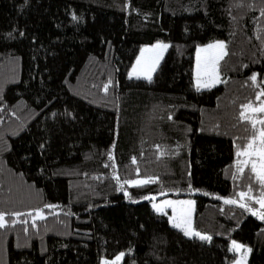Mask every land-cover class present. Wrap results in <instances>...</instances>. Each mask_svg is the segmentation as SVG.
Masks as SVG:
<instances>
[{
    "label": "trees",
    "instance_id": "16d2710c",
    "mask_svg": "<svg viewBox=\"0 0 264 264\" xmlns=\"http://www.w3.org/2000/svg\"><path fill=\"white\" fill-rule=\"evenodd\" d=\"M218 40L221 82L198 89L196 48ZM156 42L153 76L128 77ZM261 94L264 0H0V264H230L231 240L264 264V208L240 207L264 186L237 167ZM188 196L209 241L150 204Z\"/></svg>",
    "mask_w": 264,
    "mask_h": 264
},
{
    "label": "rangeland",
    "instance_id": "374dc122",
    "mask_svg": "<svg viewBox=\"0 0 264 264\" xmlns=\"http://www.w3.org/2000/svg\"><path fill=\"white\" fill-rule=\"evenodd\" d=\"M216 42H223V44H224L223 52L225 53V42L222 40L214 41L212 43H209V44H206L203 46H199L196 48L195 66H194V83L198 89L211 88V87H213V86H215L221 82V78H220V75L218 73V62L220 61V59L218 60V62H216V65H215L216 71H215V74L211 78L207 74V70L205 68V62L214 59L219 54V52L221 51L218 48H211V49L207 48L208 45L216 44ZM157 44L165 45L166 43L156 42L154 44L141 47V50H140L136 60L134 61L132 67L130 68V70L128 72V77L149 79L143 70L148 68V67H151L152 65H154V67L156 69V67L160 63L165 51L168 48V47L167 48H155L154 46ZM166 45H168V44H166ZM198 49L200 51H198ZM138 58H139V63H138ZM198 61H199V84L197 82ZM209 67H210V65H209ZM134 68L136 69V74H132ZM154 71H151V73H150L151 77L153 76ZM261 107H264V101L260 105H258L257 107H250L247 110V113L250 115L252 120L257 121L258 124H259V121H261V120H259L256 117V115L258 113H261V112L260 111H253V110L259 109ZM262 113H263L262 118H264V112H262ZM258 133H259V130H258ZM260 147L261 146H260V142H259V138H258V134H257V139L255 140L253 148L251 149V151L258 152L260 150ZM243 160L255 161L257 163V167L259 170L260 158L258 155H253L251 157L241 156V161H243ZM248 164L251 165V163H248ZM145 181H147V180L143 179V178H137V179L130 181L128 183V185H140V184L145 183ZM240 199L242 200L244 198L240 197ZM262 199H264V194L257 201L262 200ZM150 204H151L152 208L157 213L165 214L169 220V223L173 227H175L174 223L182 224V227H175V228L180 229L181 231H183L184 234H185L184 229L187 228L188 225L190 224V230L193 233H200L201 235L208 236L211 239V236L209 234L204 233V232H200V231L196 230L193 226V216H194V209H195V199L193 196H188V197H183V198H172V197H163L161 199H155L154 198L151 200ZM245 205H246V207H244V208L249 213H251V214L255 213L254 215H256L259 218L261 217V213H262L263 208H261V206L258 202L256 203V205L254 207H251L246 203H245ZM158 208L161 210L157 211ZM170 218H172V219H170ZM186 236L196 238V239L201 240V241H209L210 240V239L202 240L197 235H186ZM233 241H235L239 245H242V247L240 249H235L233 247ZM229 248L231 249L232 252H234L236 254L235 260L230 264H248V259H249V255H250V247L248 245L243 244V243L236 241V240H231L229 242ZM122 256L123 255H119L120 259H118V260L116 258L114 261H111L108 263L103 262V264H119V261L121 260Z\"/></svg>",
    "mask_w": 264,
    "mask_h": 264
},
{
    "label": "snow or ice",
    "instance_id": "6c2138e0",
    "mask_svg": "<svg viewBox=\"0 0 264 264\" xmlns=\"http://www.w3.org/2000/svg\"><path fill=\"white\" fill-rule=\"evenodd\" d=\"M154 47L155 48H167L168 45H166V44L165 45L157 44ZM207 48H209V49H211V48H218V49L221 50L219 52V54L214 59L205 62V68L207 70V74L211 78L215 74V71H216V69H215L216 62H218L219 59H222L223 58V55H225V53L223 52L224 44H223V42H216V44L208 45ZM198 51H200V50L198 49ZM138 63H139V58H138ZM209 65H210V67H209ZM154 70H155V67H154V65H152L151 67H148V68L144 69L143 71L148 76V78L150 79L151 78L150 73H151V71H154ZM132 74H136V69L135 68H134ZM251 79L252 80H255V74H253V77H251ZM197 82L199 84V61H198V78H197ZM105 87H107V86H105ZM261 95H264V94H261ZM259 99H260V96L257 97V100H259ZM250 106H251L250 104L249 105H242L241 106L242 107V110H241V113H240V119L241 120H249L250 119V117L246 114V112L250 108ZM253 111L264 112V107H261L259 109H254ZM251 123L253 125V129H254V132H255L257 121L252 120ZM259 123L261 125H264V120L259 121ZM258 138H259V142H260V146H261L260 147V150L258 152L251 151V149L253 148L254 142L257 139V137L254 135L252 142H250L248 144V146H247V148L245 150H243V151L238 150L237 156L238 157H241V156L251 157L253 155H258L259 158H260L259 170H258V167H257V163L255 161H249V160H243V161H241V160L238 159V161H237V167H238V171L240 173H243L244 169H243V167L241 165H247L248 163H251L252 172L256 174L258 181L262 184V186H264V127H262L261 129H259ZM145 182H147V181H145ZM239 196L241 198H245L247 196V193L240 192L239 193ZM257 202L260 204L261 208H264V199L259 200ZM225 203L231 204V203H236V201H234V200H226ZM49 207H51V206H49ZM240 207H246V205L243 204V203H241L240 204ZM160 210L161 209H159V208L157 209V211H160ZM36 216H38L40 218H43L41 216V213L39 212V210H37ZM3 219H4L3 215L0 214V226H3V224H2ZM170 219H172V218H170ZM174 226L175 227H182V224H180V223H174ZM184 231H185V235H197L202 240H208V239H210V237L205 236V235H201L200 233H193L190 230V224L188 225L187 228L184 229ZM233 247L235 249H240L242 247V245H239L235 241H233ZM118 259H120L119 256L117 257V260Z\"/></svg>",
    "mask_w": 264,
    "mask_h": 264
}]
</instances>
